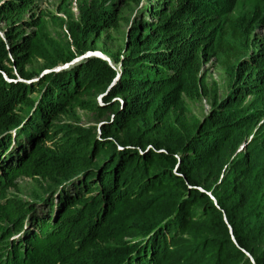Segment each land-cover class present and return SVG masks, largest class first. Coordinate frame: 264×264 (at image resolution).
Here are the masks:
<instances>
[{"label": "trees", "instance_id": "16d2710c", "mask_svg": "<svg viewBox=\"0 0 264 264\" xmlns=\"http://www.w3.org/2000/svg\"><path fill=\"white\" fill-rule=\"evenodd\" d=\"M34 1L0 0V198L15 176L39 178L48 214L0 200L2 237L28 215L37 228L0 264H264V0L248 24L225 18L229 0H164L126 21L115 52L98 42L120 28L114 3L59 0L78 10L60 47L24 19ZM93 50L113 65H68ZM208 62L229 75L224 97ZM203 97L208 113L191 120L187 100ZM74 106L95 125L53 122Z\"/></svg>", "mask_w": 264, "mask_h": 264}, {"label": "rangeland", "instance_id": "374dc122", "mask_svg": "<svg viewBox=\"0 0 264 264\" xmlns=\"http://www.w3.org/2000/svg\"><path fill=\"white\" fill-rule=\"evenodd\" d=\"M164 0H97L98 5L108 6L111 3L115 4V7L119 10H123L122 18H119L118 21L120 22V28L119 30H114L111 28L107 29V33L110 35H113L114 39H105V38H99V47L100 48H107L111 51H117L123 44V32L126 29L127 20L132 21L135 18L137 20H140L141 18L145 16V13L147 12V9L151 7V5H158L160 2ZM229 6L228 11L226 12L225 18L229 20L230 18H233L234 20L239 19L241 22H246L245 24H248L252 19L256 18L257 12L256 8L259 6V4H262L260 0H229ZM59 0H35L31 4V10L25 12L24 19L29 16V14H33V17H39L42 21V27H41V33L43 38L47 39L48 41H51L52 43H55L57 45H62L69 41L68 31L65 24V21L68 20L67 14H69L70 18L77 19L78 18V10L76 8V5L74 2L70 3L66 7V11L63 12L62 10H59L58 7ZM5 27L4 22L1 20L0 17V37L4 39L3 29ZM26 33L34 32L36 31L34 26L23 28ZM253 33L259 36L264 35V27L257 25L253 28ZM50 42V43H51ZM91 53L99 54L103 59H106L109 64L113 65L111 63V59L103 54L100 50H93V51H87L84 54L77 56L76 60H73L68 65L70 66L72 63L79 61L84 58V56H93ZM33 63L35 65H38L41 63L40 59H37V57L33 60ZM106 61V62H107ZM63 65V68L67 67L68 65ZM27 67V66H26ZM14 72V70H13ZM43 72H46V70H43ZM204 72L206 73L208 84L211 88L216 87L218 95L220 97H224L228 92L230 88V79L229 75L226 73L224 69L219 67L218 65L214 64L213 62H208L205 65ZM187 105L189 109L188 116L191 120H200L204 114H207L210 105L206 98H198L195 100H187ZM72 110V108H71ZM73 110L75 112L74 118L70 119L66 116H63V114H59L53 122L56 124V122H73L78 123V125L88 127L95 125L96 117L93 113L84 111L82 109H79L78 107L74 106ZM26 147L27 145H23ZM13 151V157H15L14 148L11 149ZM10 151V152H11ZM11 153V154H12ZM43 181L39 178H28L22 175H17L12 180V187L7 188L4 193L5 196L0 198V200L7 198V197H15L18 199H21L22 201H28L31 202V205L33 207L31 213L34 216L33 218L43 217L48 214L47 212V206L44 204V202L37 203L38 200H36L33 196V189L35 188L36 194H38V197L44 196L45 193L40 190L36 189L37 186L40 185ZM33 191V192H32ZM37 197V198H38ZM47 213V214H46ZM28 218L29 215L24 218L22 221V226L20 227V230L14 231L9 235L8 238L0 237V259H4V251L9 248L7 246V242L11 240V243L17 242V239H21L25 237L29 231H36L37 228L34 223L31 225L28 224ZM2 227H5L4 223H1ZM12 231V230H11ZM15 244V243H14ZM24 246V242L22 243V248ZM21 248V247H20Z\"/></svg>", "mask_w": 264, "mask_h": 264}, {"label": "water", "instance_id": "95a60500", "mask_svg": "<svg viewBox=\"0 0 264 264\" xmlns=\"http://www.w3.org/2000/svg\"><path fill=\"white\" fill-rule=\"evenodd\" d=\"M93 56H96V57H99V58H101V59H103V57H101L99 54H95V53H91ZM77 59V58H76ZM76 59H74V60H76ZM103 60H105V61H107L106 59H103ZM73 61V60H72ZM108 62V61H107ZM70 63V62H69ZM66 64H68V63H66ZM66 64H64V65H66ZM63 67V65H57V66H55V67H53V68H51L50 70H55V69H57V68H62ZM50 70H47V71H50Z\"/></svg>", "mask_w": 264, "mask_h": 264}]
</instances>
